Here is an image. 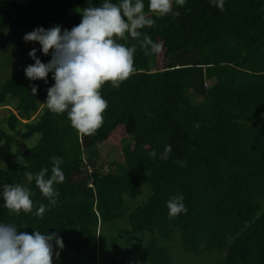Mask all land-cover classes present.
Instances as JSON below:
<instances>
[{"label": "trees", "instance_id": "trees-1", "mask_svg": "<svg viewBox=\"0 0 264 264\" xmlns=\"http://www.w3.org/2000/svg\"><path fill=\"white\" fill-rule=\"evenodd\" d=\"M100 2L0 0V36L14 55L36 48L47 63L50 55L23 36L70 30ZM173 10L180 15L150 14L155 23L141 30L159 53L146 54L142 37L118 39L135 46L134 70L119 88L102 86L108 107L92 135L43 104L54 81L27 79L32 59L0 87V108L14 107L9 129L0 127V185L20 183L33 201L31 212L15 214L0 200V222L61 237L53 264H264V0H225L223 10L173 0ZM105 145L122 150L114 173L99 163ZM166 145L167 160L149 155ZM52 157L65 175L55 205L26 176L51 169ZM175 195L187 211L169 216Z\"/></svg>", "mask_w": 264, "mask_h": 264}, {"label": "clouds", "instance_id": "clouds-1", "mask_svg": "<svg viewBox=\"0 0 264 264\" xmlns=\"http://www.w3.org/2000/svg\"><path fill=\"white\" fill-rule=\"evenodd\" d=\"M225 0H209L212 6L223 10ZM150 14L173 18L180 15L173 10V0H148L145 11L144 0H101L97 7L89 6L81 10L79 24L70 30L55 25L45 29L38 27L23 36L26 43L40 46L44 56L50 60L43 63L37 56V49L29 51L33 64L24 68L30 81L43 80L48 83L49 74L54 81L47 89L43 103L50 112L67 114L70 125L83 135H92L103 124V113L108 107L101 95L106 83L119 88L133 68L135 46L129 47L117 42L118 39L141 38L138 42L145 53H159L161 44L154 42L141 30L152 27L155 21ZM127 34V36H126ZM36 86L31 88L36 95ZM172 146L166 145L162 153L152 150L153 158L167 160ZM52 167L41 168L38 173H26L28 181H35L36 187L55 205L59 193L54 185L65 180L61 169L62 158L52 157ZM31 191L20 183L0 185V200L3 207L15 214L31 212L33 201ZM183 195H175L167 201L169 216L186 213ZM40 205L36 215L45 212ZM55 245V250H54ZM64 248L63 240L55 234H42L34 230L31 234L18 230L13 224L0 222V264H53V256H59Z\"/></svg>", "mask_w": 264, "mask_h": 264}, {"label": "rangeland", "instance_id": "rangeland-1", "mask_svg": "<svg viewBox=\"0 0 264 264\" xmlns=\"http://www.w3.org/2000/svg\"><path fill=\"white\" fill-rule=\"evenodd\" d=\"M3 34V33H1ZM5 38V39H4ZM11 40L8 41L7 37H2L0 36V87L5 83L8 79L12 78V76L22 68V66L28 62L29 60V51L30 49H25L21 52L19 56L14 55L16 49H15V44L10 43ZM5 45H4V44ZM28 60V61H27ZM14 107L13 106H4L0 108V127L7 130L8 125L5 122L6 117L8 116L10 111H13ZM37 117V116H36ZM34 117L33 119H36ZM22 129L20 128L19 132H21ZM18 141H22L21 133H18L15 135ZM29 144L23 143L22 148H18L17 151L20 152V150L26 148ZM100 164L105 165V172L106 173H114L116 172L117 169V164L120 163L121 157H122V150L120 148H113L110 147L109 145H105L104 148L100 150ZM109 164V167H107ZM89 171V169H88ZM144 196L136 199L134 206L139 205L140 203L143 202L145 198ZM125 224V223H123Z\"/></svg>", "mask_w": 264, "mask_h": 264}]
</instances>
